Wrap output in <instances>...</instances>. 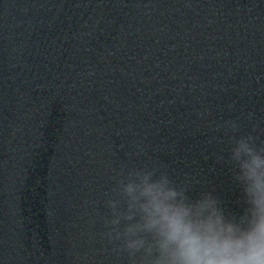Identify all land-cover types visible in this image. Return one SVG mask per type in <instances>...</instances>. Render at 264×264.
Wrapping results in <instances>:
<instances>
[{"label":"water","instance_id":"water-1","mask_svg":"<svg viewBox=\"0 0 264 264\" xmlns=\"http://www.w3.org/2000/svg\"><path fill=\"white\" fill-rule=\"evenodd\" d=\"M228 121L264 144V0H0V264H129L122 170L238 211Z\"/></svg>","mask_w":264,"mask_h":264},{"label":"clouds","instance_id":"clouds-1","mask_svg":"<svg viewBox=\"0 0 264 264\" xmlns=\"http://www.w3.org/2000/svg\"><path fill=\"white\" fill-rule=\"evenodd\" d=\"M225 127L233 133L228 162L242 196L238 211L226 210L212 192L192 198L189 185L166 171L119 173L104 227L129 264H264V144L236 135L235 121Z\"/></svg>","mask_w":264,"mask_h":264}]
</instances>
